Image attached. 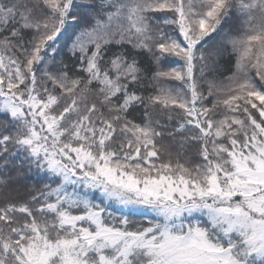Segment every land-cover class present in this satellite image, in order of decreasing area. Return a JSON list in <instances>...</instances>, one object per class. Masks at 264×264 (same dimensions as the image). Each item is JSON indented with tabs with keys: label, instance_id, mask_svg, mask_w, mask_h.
I'll use <instances>...</instances> for the list:
<instances>
[{
	"label": "snow or ice",
	"instance_id": "6c2138e0",
	"mask_svg": "<svg viewBox=\"0 0 264 264\" xmlns=\"http://www.w3.org/2000/svg\"><path fill=\"white\" fill-rule=\"evenodd\" d=\"M0 264H264V0H0Z\"/></svg>",
	"mask_w": 264,
	"mask_h": 264
}]
</instances>
